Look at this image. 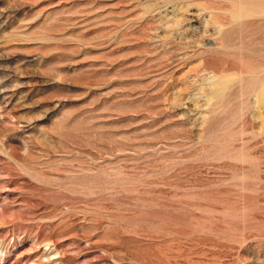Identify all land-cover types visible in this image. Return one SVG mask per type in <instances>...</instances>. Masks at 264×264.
<instances>
[{"label":"rangeland","instance_id":"1","mask_svg":"<svg viewBox=\"0 0 264 264\" xmlns=\"http://www.w3.org/2000/svg\"><path fill=\"white\" fill-rule=\"evenodd\" d=\"M0 264H264V0H0Z\"/></svg>","mask_w":264,"mask_h":264}]
</instances>
